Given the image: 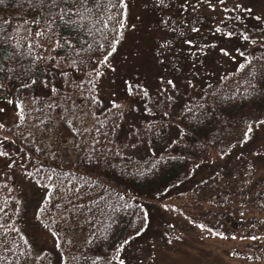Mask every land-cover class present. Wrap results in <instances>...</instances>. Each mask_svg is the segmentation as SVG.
<instances>
[{
  "label": "snow or ice",
  "instance_id": "1",
  "mask_svg": "<svg viewBox=\"0 0 264 264\" xmlns=\"http://www.w3.org/2000/svg\"><path fill=\"white\" fill-rule=\"evenodd\" d=\"M256 3L259 5L260 14L255 15L254 19L257 22H262L264 21V0H256ZM0 6L10 8V0H0ZM143 6L145 9L151 7L154 12H159L157 28L163 32L151 45L148 53L154 67L172 65L173 72H182V68L175 67L176 64L180 63L179 57L181 55L185 56L191 67L200 63L198 53L207 48L208 45H202L196 52H193L191 47L185 48L182 52L175 48V37H179L186 46L195 45L196 41L193 39H184L185 31L198 32L201 28L200 22L204 21L206 17L211 20L210 30L214 29L216 33H222L228 37L239 35L246 42L264 49V43L250 37L246 30L232 23L233 18L237 22L241 21V16L236 14L237 10L245 13H252L254 10L250 7H243L242 0L241 2L238 0H143ZM127 7V0H16L15 12L17 15L0 20V51L6 48L12 49L11 53L0 58V103L5 105V107H0V141L3 142L0 143V176H4L5 171L13 170L14 165H18L13 171V175L18 172L22 181L30 178L37 184L40 183L32 172L28 171L26 167L28 161L25 160V157H30L33 151L43 152L41 147H37V143H39L37 133L51 138V125H54V121L51 116L45 115L49 109L55 108L59 120L69 125L73 124V119L68 116V112L75 110L76 105L70 103L71 97L68 94V88L78 90L87 83L92 90L88 93L90 104L95 106L103 103L98 94V82L106 74V71L114 72L116 70V65L110 62V58L116 52L117 45L121 43L124 30L128 27L132 29L137 27L136 24L129 25L127 23ZM213 12L221 18L214 17ZM13 20L17 22L13 23ZM96 24L101 25L104 29L100 34V40L103 42H97L95 47L99 51L89 55L86 54V48H91L93 45L88 44L83 37L86 34L88 38H91L93 31L100 32V29L94 28ZM229 25H232L234 30H229ZM181 26H183V30ZM61 32H67V36L62 35ZM118 37L119 39H117ZM211 44L213 47L217 46L215 39L211 41ZM229 47L228 44L219 46L218 51L228 57L230 55ZM235 51L244 57L245 53L241 52L240 49L237 48ZM194 56L197 59L193 60L192 57ZM26 57L29 59L26 60ZM231 59L235 60L236 57L231 56ZM41 64L45 66L44 72L40 69ZM236 70H243L240 84L248 85L254 93L259 90L257 85L264 84V54L257 57L248 55L246 60L238 63ZM70 73L79 74L75 81L71 79ZM57 74L64 78V83L67 86L63 95L53 83ZM198 75H200L199 70L191 72L189 69V74L181 80L179 76L172 73L156 71L151 74L150 79L146 78L144 81H141L138 76L124 80L127 103H116L115 99L109 101L111 109L116 110L108 127V132L114 134L113 139L109 140L106 135L107 143L104 151H97L96 148H93L88 155H99L102 158L110 149L111 154L117 158L127 155L131 164L141 146H144L149 152L152 151L145 143L149 134L159 136L169 124H175V129L172 130L169 139L171 144H176L181 139L182 134L186 135L188 127L193 126L194 123L208 122L210 117L222 110L223 104L227 102L228 98L222 89L215 87L214 84H209L203 80L198 82ZM232 75L233 73L227 72L226 75L220 76L217 82H224ZM5 77L15 81L24 91H28L30 87H38L40 94L31 98L30 105L21 98L13 99L9 94L10 80L5 79ZM201 85L203 86L201 87ZM193 89H199L195 98L191 94ZM244 91L251 95L248 88H245ZM78 94L80 96L85 95L84 92ZM111 95L115 96V93ZM235 95L236 92H232V96ZM154 99L159 103H153L150 106V102ZM8 105L13 108L11 119L6 117L5 109ZM137 105H140V111L145 113H152L153 108H155L156 112L159 113V122L145 117L147 123H142L140 128L132 125L124 139L120 140L118 145L115 144L114 141L120 139L121 129V125L117 124L116 121H123L126 114L134 113L137 110ZM104 112L111 114L109 108H105ZM42 116L44 120L48 121V124L44 123V120L41 119ZM104 119L107 123L109 115H106ZM186 121L188 123H185ZM29 123H31V129L27 126L17 127V125H28ZM181 124L185 125L183 129L180 128ZM262 128H264V112L258 113L251 120L244 122L240 134L241 138L238 142L241 144L249 142L253 139L255 130ZM9 130H11L9 134L5 135L4 132ZM79 131L77 127L71 128L73 133H79ZM13 135L21 139L28 150L18 149L14 151L18 146ZM171 136H176V139H171ZM65 142L67 143V141ZM150 143L149 140L148 144ZM98 144V139L91 138L90 145ZM231 146L229 144L221 147L218 150L217 158H224ZM258 146L260 152L253 153V160L247 163L246 169L234 173L231 177L222 176L220 172L212 173L214 184L235 185L238 182L236 190H233L232 187L226 188L225 194L220 197L222 202L230 203L229 197L236 198L237 195L243 199L246 194H251L254 191L264 196V135H260ZM51 147L52 145L49 144V148ZM48 155L54 156L55 153L49 152ZM257 160H260L261 163L257 164ZM145 170L150 171V169ZM34 171H36L35 168H33ZM258 179L259 187H257ZM8 182V178L2 181L4 185H7ZM177 183L180 181L178 180ZM200 184H205V181L202 179ZM54 187L51 182L47 185L48 189ZM164 191L167 192L168 189L166 188ZM7 199L14 201V211H21L22 206L19 201L15 200L14 196H8ZM96 199L103 201L104 198L97 195ZM43 200L51 202V197L45 194ZM214 202L209 200L210 204ZM244 202L247 203V201ZM108 206L111 207V205ZM124 207H127V204ZM164 207L168 208L169 205L165 204ZM172 207L174 208L175 205ZM43 208L44 204L41 203L40 209L35 210L33 215L39 218L43 215L41 211ZM78 211L79 209L76 208H73L71 213L67 210H61L57 211L55 215L57 221L67 226L70 220H75L74 213ZM86 211L92 212L91 209H86ZM96 211L101 212L102 209L97 207ZM142 215L147 217L148 213L144 212ZM3 218L7 219L8 227L0 225L2 228L0 249L6 253L0 255V261L13 260L17 264H36V261L44 260L47 261V264H51V261L48 260L50 254L47 249L41 251L36 246L35 241L30 242L24 233L12 227V221L17 219L16 216H9V213L5 211ZM87 219L91 220L92 215L90 214ZM143 222L141 220V224ZM198 227L207 229L208 225L201 223ZM10 228L19 239L12 241L9 246H4L9 241ZM48 231L54 238V246L61 248V251L56 254L57 264H73L75 258H69L66 253L68 249L75 250L76 241L72 238H63L59 231L51 229ZM144 231L143 227H138V230L133 228L131 234L123 239L118 247L113 248L110 258L107 255H95V261L101 262V264H129V261L124 258L122 250L133 240V237L140 236ZM211 234L221 237L225 235L224 232ZM101 235L103 234L101 233ZM233 235L235 236V234ZM261 235L264 236V233ZM94 236L95 233L87 236L83 242L93 241ZM57 237L60 238L55 239ZM250 239H257V237H250ZM62 244L65 247L62 248ZM255 258L259 259V257Z\"/></svg>",
  "mask_w": 264,
  "mask_h": 264
},
{
  "label": "trees",
  "instance_id": "2",
  "mask_svg": "<svg viewBox=\"0 0 264 264\" xmlns=\"http://www.w3.org/2000/svg\"><path fill=\"white\" fill-rule=\"evenodd\" d=\"M129 1L130 0H127V4ZM10 3V8L0 6V20L15 17L17 15L15 12L16 0H10ZM244 5L245 4L242 3L243 7H248L247 4ZM257 5V3H252L249 6L254 9L253 12L249 14L237 10L236 14L240 15L244 22V26H237L246 30L250 37H254L260 43H264V39H262V37H264V21L257 22L254 19L255 15L260 14ZM12 22L16 23L17 21L13 20ZM232 23L235 24V22ZM229 27L232 28V25H229ZM94 28L100 29V32L93 31V36L91 38H88L86 34L83 37L88 44L93 45L91 48H86V54L89 55L92 52L99 51V49L95 47L97 42H103L100 40V34L104 29L99 24H96ZM129 30V28L124 30V37L121 43L117 45V49L122 45ZM232 30L234 29L232 28ZM61 34L67 36V32H61ZM232 38L233 36L221 38L220 41H226L229 43ZM117 39H119V37ZM229 44L230 47L234 49L238 48L241 52L245 53L244 57L240 56V62L246 60L248 55L257 57L258 55L264 54V49L248 42L240 43L238 45ZM11 51V48H6L3 51H0V58L8 55ZM198 56L200 63L197 64L202 67L203 57L200 52L198 53ZM196 58L197 57H195V59ZM25 59L27 60L29 58L26 57ZM25 66L27 67L28 65ZM40 69L44 72L45 66L41 64ZM228 72L233 73V75L226 81L217 82L220 76H224L227 73L220 74L219 72L216 79H213V77H215L213 76V80L208 82L209 84H214L215 87L222 89L224 95L228 98L227 102L223 104L221 111L215 113L206 123H194L193 126L188 127L186 129V135L182 134L181 139L176 144H171V140L169 139L170 135L168 133L171 124L163 129L159 136L149 134L145 143L148 144L149 140L151 143L147 146L150 148L156 146L160 150L140 156L135 155L131 164L128 161L127 155L117 158L111 154L110 149L102 158L99 155H88L93 148H96L97 151H104V147L107 143L105 140L106 135L109 140L113 139L114 134L108 132V127L111 124L112 118H114L116 110L111 109L110 105L105 108H109L111 114L105 113L104 108L96 119H92L91 123H93L90 124L91 126L89 125L90 127H80V118L77 119V121L74 120L73 124L70 125L71 128L74 126L80 130L77 134L81 135L83 139V142L78 145L79 148L74 158H68L62 153H56V156H47L33 151L37 155L39 163L34 167L36 171L33 172L32 169L30 172H32L33 176L40 181V183L37 184L33 180L38 187L42 189L44 195L47 194L50 196L52 193L60 195L63 187L68 191L65 198L66 202L64 204L62 203V207L56 206L58 200L53 199L49 202V205H46L41 209L43 215L38 218L40 223L47 230L51 229L53 231H59L62 237L65 236V232L71 230H79L83 233V238L81 240L74 239L76 241L75 250L68 249L66 253L69 258H75L73 264H86V262L87 264H101V262L95 261V255H107V257L110 258L113 248L118 247L122 240L131 234L133 228H136L137 230L138 227H143L144 229L147 228L148 223H150L151 220L150 206L154 205L152 200L157 202L162 199L163 196L158 197L157 193L161 195L160 193H163L164 189L167 188V192L173 191L170 195L175 193L181 195L188 194L189 189L186 188L187 185L185 183L189 182L197 168L206 165V163L211 160V156L214 152L217 153L221 147L230 144L234 138L237 137V130L243 126L245 121L251 120L258 113L264 112V84L257 85L259 90L253 93L248 85L240 84L243 70L237 71L235 67ZM70 75L71 79L75 81L79 74L70 73ZM80 78L83 79V77ZM5 79L10 80V78L7 77H5ZM53 83L56 84L57 89L61 95H63L65 88L67 87L64 83V78L59 77L57 74ZM84 86L85 95H83L82 98H80L81 96L78 94L81 92L80 89L73 90L68 88V94L71 96L73 103L77 106L76 110L80 114L82 113L80 107L84 106L89 112L92 106L88 99V93L92 90L87 83H85ZM245 88H248V92L251 93V95L244 91ZM232 92H236V95L232 96ZM9 94L11 98H21L27 103V101H31V98L39 95L40 92L38 87H30L28 91H24L23 89H20L15 81L10 80ZM192 96L195 98V93L192 94ZM153 103H159V101L154 99L150 102V106ZM99 105L92 106V108H97ZM4 106L3 103H0V107ZM9 106L10 105H8V107ZM93 111L94 110H91V112ZM155 114H157V116H150ZM158 114L159 113L156 112L155 108H153V112L148 113L147 115L151 117L149 119H154L159 122ZM106 115H109L107 123L104 119ZM119 122L121 121H116L117 124H119ZM142 123H147V120H144L136 127L140 128ZM185 123L188 122L186 121ZM184 127V124L180 125L181 129ZM91 138L98 139L99 144L90 145ZM13 139L16 140L18 145H20L19 143H22V140L18 139L15 135H13ZM171 139H176V136H171ZM114 143L117 144V140H115ZM169 144H171L170 147ZM142 148L145 147L142 146ZM247 150L248 149H245V147L239 150L236 149V159L238 161L243 158L246 159L249 155L246 153ZM238 165L239 163H237V166ZM145 169H150V171H146ZM239 170H241V166L239 167ZM178 180L180 183H177ZM93 181H95V184H93ZM49 182L55 186L53 189L47 188ZM257 185L259 186V179L257 180ZM184 186L185 188L182 190L180 187L183 188ZM97 195L103 196V201L96 199ZM218 195V200H221L220 197L224 194L219 191ZM255 195L257 196L261 194L257 191H254L253 195L249 194V196L252 197H255ZM8 196L13 195H10L7 186L4 189H0V209H2V211H0V225L8 227L7 219L3 218V212L7 211L9 216L17 217L16 220L12 221V227L19 229L24 233L18 222L19 212L14 211V201L8 200ZM237 199V196L236 198L229 197L231 202H223L226 207L220 210L221 212L223 210L233 212L237 221H233L231 218H224V214L226 215L227 212L216 213L220 214L218 217L219 223H216L213 220V217L210 220L214 222L215 226L219 227L218 232H224V234H227L228 230L231 229L230 227L233 229L240 227V235L242 238L250 239V237H257V239L261 240L256 243L252 250L258 255L259 259L263 260L264 255L261 254L264 253V236H262L261 233H264V217L260 216V213L264 212V204L259 206L255 212L243 211L239 208L238 202H236ZM258 199L259 198L256 200ZM15 200L19 201L16 197ZM93 200L95 201L94 203L92 202ZM45 202L48 201L42 199L41 203L45 204ZM125 204H127V207H124ZM5 205H7V207H5ZM40 205L38 206V209H40ZM69 205H71V207H69ZM108 205H111V207ZM97 207L102 209V211L97 212ZM73 208L79 209L78 212L74 213L75 220H70L67 226L60 221H57L55 215L57 211L67 210L71 213ZM86 209H91L92 212L89 213ZM144 212L148 213L147 217L142 215ZM200 213L207 214L206 212ZM241 213H243V215H241ZM90 214L92 215L91 220L87 219ZM200 217L202 216H198L195 219ZM255 217L257 218V223ZM259 218H263V220H260ZM227 219L231 222L230 227L224 225L226 224ZM141 220L144 221L142 224ZM208 222L211 221L208 220ZM259 222L263 225L258 226ZM45 225H47V227H45ZM57 225H59V227H57ZM0 233H2V228H0ZM93 233H95L93 241L87 243L83 242L87 236L92 235ZM101 233L103 235H101ZM141 235L142 233L140 236ZM57 238L59 239L60 237ZM135 238L136 237H133V240ZM18 239L19 237L10 228L9 241L6 242L4 246H9L12 241ZM132 241H130L128 245L125 246V249L122 250L126 260L128 249L130 248ZM61 247L63 248L65 246L62 244ZM244 247L245 251L251 249L250 246ZM57 250L60 252L61 248H57ZM5 254L6 253L0 249V255ZM37 262L39 264L47 263V261L44 260ZM0 264H17V262L13 260L7 262L0 261Z\"/></svg>",
  "mask_w": 264,
  "mask_h": 264
},
{
  "label": "rangeland",
  "instance_id": "3",
  "mask_svg": "<svg viewBox=\"0 0 264 264\" xmlns=\"http://www.w3.org/2000/svg\"><path fill=\"white\" fill-rule=\"evenodd\" d=\"M238 2H241V0H238ZM242 3L245 5L247 4L249 7L252 3L255 4L256 0H242ZM127 5L128 24H136L137 27L135 29L128 27L130 30L126 34L122 45L118 47L117 51L110 58V62L116 65V70L114 72L106 71V74L103 75L98 82V94L103 100V103L97 108H92L91 106L89 112L84 106L80 107L82 111L81 114L76 109L68 112L73 121H77V119L80 118V127L84 128L92 124V119H96L101 111L110 105L109 101L115 99L116 103H127L125 100L127 93L123 85L124 80L138 76L141 81H144L146 78L150 79L151 74L156 71L169 72L175 76H179L180 79L183 80L184 76L189 74V69H191V72L200 71V75L197 76L198 82L203 80L208 83L216 79L219 72L220 74L226 73L233 70L238 63H240V55L234 48L229 47L230 55L225 57L218 51V47L224 46L225 44L230 46L229 43L238 45L246 41L241 39L239 35L233 36L229 43L220 41L221 38L228 37L224 36L222 33H216L214 29L210 30L211 20L206 17L204 21L200 22L201 28L198 32L192 33L190 31H185L184 39H193L196 41L195 45L186 46L179 37H175V48L180 49L182 52L187 47H191L192 51L196 52L202 45H208L207 48L200 51L203 57L202 67L198 66V64H196L195 67H191V64L184 55L179 57L180 63L175 65L177 68H182V72H173L172 65L154 67L148 53L151 45L163 34V32L157 28V17L159 16V12H154L151 7L145 9L143 0H130ZM257 6L259 7V5ZM212 15L217 17V13L215 12H213ZM217 18L219 19L221 17ZM233 22H235V25L244 26L243 19L237 22L233 18ZM181 29L183 30V26H181ZM229 30H232V28L229 27ZM213 39L216 41V47H213L211 44ZM231 56H235L236 59H231ZM192 59L195 60V56L192 57ZM184 65L187 66L182 67ZM202 86L203 85H201V87ZM84 89L85 86L80 88V91L84 92ZM198 90L199 89H193L191 94H196ZM112 93H115V96H112ZM80 98H82V96ZM30 103V100L27 101V104L30 105ZM70 103L74 104L72 98L70 99ZM91 110L94 111L91 112ZM5 111L6 117L11 119L13 113L12 106H6ZM56 111L55 108H52L45 113V115L51 116L54 121V125H51V138L49 139L37 133V140L39 141L37 147L43 149L41 155L50 156L48 153L54 152L55 156L57 155L56 153H62L68 158H74L79 148L78 145L83 142V139L81 135L71 132L69 124L59 120L56 116ZM147 114L148 113L140 111V105H137V110L134 113L125 115V119L119 122L121 129L119 133L120 139L117 140V145L120 143V140L124 139L132 125L136 127L145 120V117L149 119L152 116H157V114H155L149 117ZM41 119L44 120V117L42 116ZM44 123L48 124V121L44 120ZM25 126L31 129V123L28 125H17V127ZM242 127L243 126L238 128L237 137L230 143L232 146L230 150L227 151L224 158H217L218 152H214L211 156V160H209L206 165L197 168L189 182L185 183L187 185L186 188L189 189L188 194L181 195L175 193L170 195L173 191L167 193L164 191L160 193L161 195H157L158 197L163 195L162 199L156 197L160 200L157 202L152 200L154 205L150 206V223H148L142 235L136 237L131 242L132 244L128 249L127 261H129V264H264V259H256L255 257H258V255L252 250L256 243L261 240L242 238L240 235V227L236 229L230 227L231 222L229 219H227L228 224L227 222L224 224L231 228L228 230L227 234L223 237L211 234L218 232L219 227L215 226L214 222L210 219L213 217V220L219 223L218 217L220 214L216 213L227 212L226 210L220 211L226 206H224L221 200H218L219 191L225 194V190L228 187H232L235 190L238 188V182L235 185L228 183L214 184L212 173L220 172L222 176L231 177L234 173L240 171V166L241 170L246 169L247 163L253 160L254 152H260L258 141L260 135H264V128L255 130L253 139L241 144L238 141L241 138L240 134ZM173 129H175V124L170 125L169 135H171ZM9 132L10 130L5 131L4 134L8 135ZM65 141H67V143ZM0 143L3 142L0 141ZM19 144L20 145L16 143L18 148L14 149V151L18 149L28 150L23 143ZM49 144L52 145L51 148H49ZM73 145H75V147H73ZM244 147L248 149L246 153L249 155L246 159L243 158L238 161L235 156L237 154L235 150ZM151 149L152 151L149 152L146 148H142L141 146L136 155L140 156L160 150L156 146H152ZM13 158L15 157L13 156ZM25 160L28 161L26 167L29 172L39 163L37 155L34 152H32L30 157H25ZM237 163H239L238 166ZM256 163L260 164L261 162L257 160ZM17 167L18 165H14L13 170H7L4 176H0V189H4L6 186L8 190L12 189V191H9L10 195L15 196L22 206L18 215V222L24 234L28 237L30 242L35 241L36 246L39 247L41 251L47 249V252L50 254L48 255V260L51 261V264H57L56 254L59 252L54 246V238L40 223L39 219L33 215L34 211L38 209V206L42 202L44 192L30 178L22 181L18 172L16 175H13V171ZM5 178L9 180L7 185L2 183ZM202 179L205 181V184H200ZM257 187L259 186L257 185ZM180 188L183 190L185 186ZM67 194L68 191L63 187L60 195L52 193L50 197L51 200H58L56 206L62 207V203L64 204L66 202L65 198ZM250 195H253V192ZM257 196L255 195L256 199L259 198L258 200H256L255 197L249 196V194H246L243 199L237 195L238 199L236 202H238L239 208L243 211L255 212L259 206L264 204V196ZM209 200L215 202L210 204ZM244 201H247V203ZM165 204L169 205V207L165 208ZM46 205H49V201L45 202L44 206ZM172 205H175V207L173 208ZM200 212H206L207 214ZM198 216L202 217L195 219ZM260 216L264 217V212L260 213ZM224 218H231L233 221H237L233 212H227L226 215L224 214ZM255 219L257 223V218L255 217ZM259 219L263 220V218ZM208 220L211 222H208ZM201 223L208 225V228L201 229L198 227ZM263 224L259 222L258 226H262ZM233 234H235V236ZM82 236L83 233L79 230H71L65 232L63 238L81 240L83 238ZM244 246H250L251 249L245 251ZM261 255H264V253ZM36 264L39 263L36 261Z\"/></svg>",
  "mask_w": 264,
  "mask_h": 264
}]
</instances>
